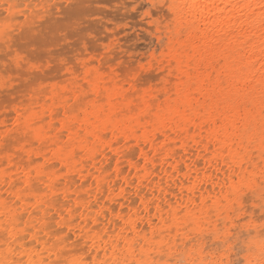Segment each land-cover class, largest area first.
<instances>
[{"label":"bare ground","instance_id":"bare-ground-1","mask_svg":"<svg viewBox=\"0 0 264 264\" xmlns=\"http://www.w3.org/2000/svg\"><path fill=\"white\" fill-rule=\"evenodd\" d=\"M182 2L190 20L184 48L171 52L174 94L133 100L92 77L104 102L83 109L80 92L36 102L41 144L8 155L0 142V264L23 263L59 223L87 228L96 211L114 218L130 208L175 215L201 205V213L229 202L236 181L264 173L251 150L264 147V0ZM218 40L231 50L221 67L208 57Z\"/></svg>","mask_w":264,"mask_h":264},{"label":"rangeland","instance_id":"rangeland-1","mask_svg":"<svg viewBox=\"0 0 264 264\" xmlns=\"http://www.w3.org/2000/svg\"><path fill=\"white\" fill-rule=\"evenodd\" d=\"M189 20L182 0H0V142H8V155L41 144L33 131L43 123L36 102L75 100L76 92L83 109L104 102L92 77L133 100L174 94L171 52L178 42L184 48ZM230 56L220 40L208 54L220 67ZM256 146L253 154L264 158ZM256 163L262 172L264 162ZM231 192L229 202L206 205L211 212L200 213L201 205L178 215L130 208L114 218L96 211L99 219L87 228L59 223L20 264H264V173L236 181Z\"/></svg>","mask_w":264,"mask_h":264}]
</instances>
